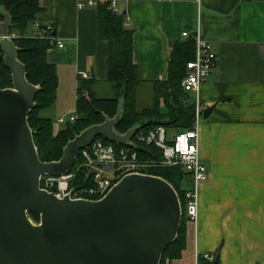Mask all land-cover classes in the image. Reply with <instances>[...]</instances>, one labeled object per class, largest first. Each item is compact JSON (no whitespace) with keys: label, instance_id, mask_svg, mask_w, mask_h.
Returning <instances> with one entry per match:
<instances>
[{"label":"crops","instance_id":"obj_1","mask_svg":"<svg viewBox=\"0 0 264 264\" xmlns=\"http://www.w3.org/2000/svg\"><path fill=\"white\" fill-rule=\"evenodd\" d=\"M30 34L52 26L56 41L47 61L57 67L59 87L51 117L76 112L79 79L106 83L108 43L98 36L96 8L77 0H40ZM134 31L133 61L142 70L138 89L168 78L170 54L185 31H200L213 46L217 67L201 87L212 112L202 120L199 149L209 172L200 185L199 217L187 224L182 257L170 264H198L220 252L219 264H264V0H120ZM193 186L187 177L183 189ZM217 257V256H216Z\"/></svg>","mask_w":264,"mask_h":264},{"label":"water","instance_id":"obj_2","mask_svg":"<svg viewBox=\"0 0 264 264\" xmlns=\"http://www.w3.org/2000/svg\"><path fill=\"white\" fill-rule=\"evenodd\" d=\"M3 16L0 60L11 71L13 86L0 88V264H161L183 220L179 195L166 180L131 174L101 200L58 198L40 189L42 176L70 172L95 139L133 147L140 127L117 132L121 102L115 118L105 117L69 141L59 161H41L29 124L41 87L28 81L10 34L11 17L5 10ZM211 112L204 110L203 118ZM219 261L217 255L214 263Z\"/></svg>","mask_w":264,"mask_h":264},{"label":"trees","instance_id":"obj_3","mask_svg":"<svg viewBox=\"0 0 264 264\" xmlns=\"http://www.w3.org/2000/svg\"><path fill=\"white\" fill-rule=\"evenodd\" d=\"M98 12V36L108 43L107 80L113 90L109 98L98 97L95 80L80 78L78 83V97L76 103V119L65 122L59 130L55 131L53 118L43 116V111L54 107L57 101L59 77L57 67L48 63L47 53L50 49L58 48L53 32L47 31V26H39L38 31L30 34L31 28L36 24L39 14L44 11L40 0H0V21H4L3 10L11 17V36L20 49L19 60L26 66L27 79L41 89L37 94L36 107L29 115V124L34 132V141L41 161H59L69 141L85 129L105 122V117L115 118L123 103L122 119L116 128L120 134H126L132 128L140 129L134 135V146H119L131 153H136L140 162L160 164L163 160L162 151L154 144H148L138 139L141 134L148 135L159 127H164L170 134L190 130L195 121V99L182 88V81L187 76L188 62L195 59L196 39L195 33L179 42H176L170 54L168 65V78L165 81L153 83L152 104L139 109L138 89L143 84L142 70L133 61L134 31L127 27V15L115 14L108 0H100L96 7ZM43 34V38L35 34ZM51 39H54V43ZM1 42V38H0ZM0 44V54H2ZM13 86L12 73L0 60V88L7 89ZM105 143L111 142L99 137ZM79 156L72 172H76L81 164ZM148 174L160 177L169 182L177 191L182 208L183 220L179 234L165 251L161 264H170L173 260L182 257L187 245L186 197L183 183L189 174L183 167L157 166L148 170ZM86 173L79 171L71 186L80 188L84 186ZM37 223L40 216L30 214ZM220 249L212 256H217ZM205 256H199L198 264H215ZM219 264V263H218Z\"/></svg>","mask_w":264,"mask_h":264},{"label":"built area","instance_id":"obj_4","mask_svg":"<svg viewBox=\"0 0 264 264\" xmlns=\"http://www.w3.org/2000/svg\"><path fill=\"white\" fill-rule=\"evenodd\" d=\"M100 0H77L78 10L87 8H96ZM111 3L113 11H119L120 0H108ZM157 2L170 0H153ZM200 2V0H197ZM119 13H121L119 11ZM122 14V13H121ZM127 15V14H126ZM128 20V16H127ZM47 31L52 32L53 27L47 26ZM191 35L190 31L182 34L183 39ZM36 37L43 38V34H35ZM196 55L195 59L188 62L187 76L182 81L184 91L192 94L195 99V121L190 130L170 134L166 128L159 127L150 132L148 135L141 134L138 139L148 144H154L163 153V160L160 164L140 162L136 153H131L129 149H117L113 144L105 143L97 138L87 148L81 151V164L77 167L76 172H67L59 177L44 175L40 178V189L53 193L58 198L71 196L73 200H101L110 190L119 183L125 176L131 174H148L151 168L161 167H183L185 172L193 181V186L185 189L186 197V214L189 222L196 223L199 217V189L200 185L209 179V172L202 160L199 149V131L200 124L203 120L205 106L200 101L201 87L208 75L217 67L218 57L213 50L211 43L203 40L200 31L195 32ZM54 43V39H51ZM58 48H63L64 43L56 41ZM85 79L89 76L83 74ZM76 119L71 115V121ZM64 118L59 123H65ZM85 171L84 186L74 188L71 186L76 174L79 171ZM205 258L211 262L216 257L206 255Z\"/></svg>","mask_w":264,"mask_h":264},{"label":"rangeland","instance_id":"obj_5","mask_svg":"<svg viewBox=\"0 0 264 264\" xmlns=\"http://www.w3.org/2000/svg\"><path fill=\"white\" fill-rule=\"evenodd\" d=\"M95 90H96V93H97V96L98 97L109 98V97H112L113 96L112 87L107 82L104 83V84L97 85V88ZM191 96H193V95L191 94ZM151 104H152V88H150L148 86L142 87L139 90V100H138V107H139V109H143V108L149 107ZM52 110L53 109L51 108V109H47V110L43 111V113H42L43 116L51 117L50 114H51V111ZM69 115H72V114H69ZM56 117H55V120H54L55 123L58 122V118H56ZM63 118L66 120V116L65 115H64ZM58 130L59 129H56V126H55V131L57 132ZM30 218H31V216H30ZM33 222L34 223H37L34 220H33Z\"/></svg>","mask_w":264,"mask_h":264}]
</instances>
